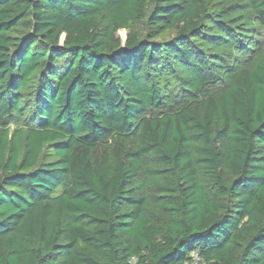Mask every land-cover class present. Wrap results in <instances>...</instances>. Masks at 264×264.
Wrapping results in <instances>:
<instances>
[{"label": "trees", "instance_id": "trees-1", "mask_svg": "<svg viewBox=\"0 0 264 264\" xmlns=\"http://www.w3.org/2000/svg\"><path fill=\"white\" fill-rule=\"evenodd\" d=\"M232 1L0 0V264H264V0Z\"/></svg>", "mask_w": 264, "mask_h": 264}, {"label": "rangeland", "instance_id": "rangeland-1", "mask_svg": "<svg viewBox=\"0 0 264 264\" xmlns=\"http://www.w3.org/2000/svg\"><path fill=\"white\" fill-rule=\"evenodd\" d=\"M241 1H232L231 4L232 5H236V4H240ZM131 29L133 30H140L142 32V26L140 25H133L131 27ZM128 33V30H121L117 33V37L120 39L121 43H123L125 41V38H126V35ZM250 37H249V41L246 43V46L242 49H236V51H234V61L235 59L236 60H239V61H242V60H245L247 59L248 57H250L251 55L254 54V52L256 51L257 47L260 45V48L264 47V30L259 26V25H255L254 26V29L250 32ZM171 33H167L165 35H163L160 39H158V41H165L167 39H169L171 37ZM238 64H235V66H237ZM171 83V89L172 90H177L179 92L180 88L178 87V83L176 82V80H171L170 81ZM221 84L220 86L216 87L217 90H219L221 88ZM182 96V95H180ZM175 97L174 100H175V105H178V106H181L183 104H186L189 102L188 99H186L185 97ZM171 100V99H170ZM172 105V104H171ZM168 108L165 109V111H167ZM161 114V110H156V109H151L149 110L146 115L147 116H155V115H159ZM15 126H11V129H13ZM147 164L151 167V168H160L159 164L153 159V158H149L148 161H147ZM157 181H161L160 178H157V176H155L152 180L153 184H156ZM194 256V255H193ZM192 264H195V262H192Z\"/></svg>", "mask_w": 264, "mask_h": 264}, {"label": "built area", "instance_id": "built-area-1", "mask_svg": "<svg viewBox=\"0 0 264 264\" xmlns=\"http://www.w3.org/2000/svg\"><path fill=\"white\" fill-rule=\"evenodd\" d=\"M192 262H195V264H202L201 260L199 259V257H197V255L192 256L190 263L187 264H192Z\"/></svg>", "mask_w": 264, "mask_h": 264}]
</instances>
